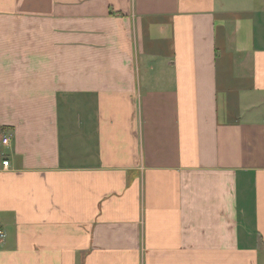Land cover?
Instances as JSON below:
<instances>
[{
    "label": "crops",
    "instance_id": "crops-1",
    "mask_svg": "<svg viewBox=\"0 0 264 264\" xmlns=\"http://www.w3.org/2000/svg\"><path fill=\"white\" fill-rule=\"evenodd\" d=\"M0 233V264H264V0H0Z\"/></svg>",
    "mask_w": 264,
    "mask_h": 264
},
{
    "label": "built area",
    "instance_id": "built-area-1",
    "mask_svg": "<svg viewBox=\"0 0 264 264\" xmlns=\"http://www.w3.org/2000/svg\"><path fill=\"white\" fill-rule=\"evenodd\" d=\"M1 144L3 146H6L9 144V136H3L2 139H1ZM1 165L3 167H8V161L5 159L1 162ZM4 239V234L3 233H0V242Z\"/></svg>",
    "mask_w": 264,
    "mask_h": 264
}]
</instances>
